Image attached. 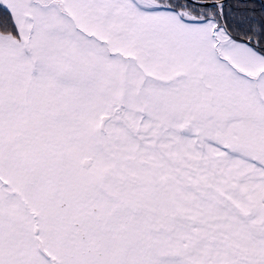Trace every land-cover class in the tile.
I'll list each match as a JSON object with an SVG mask.
<instances>
[{"label":"snow or ice","instance_id":"6c2138e0","mask_svg":"<svg viewBox=\"0 0 264 264\" xmlns=\"http://www.w3.org/2000/svg\"><path fill=\"white\" fill-rule=\"evenodd\" d=\"M0 0V264H264V2Z\"/></svg>","mask_w":264,"mask_h":264},{"label":"trees","instance_id":"16d2710c","mask_svg":"<svg viewBox=\"0 0 264 264\" xmlns=\"http://www.w3.org/2000/svg\"><path fill=\"white\" fill-rule=\"evenodd\" d=\"M231 3H233V6H239V4L237 3V0H230ZM243 3H247L250 7L251 6H255V11L257 13L260 12V5L262 2H264V0H242Z\"/></svg>","mask_w":264,"mask_h":264}]
</instances>
